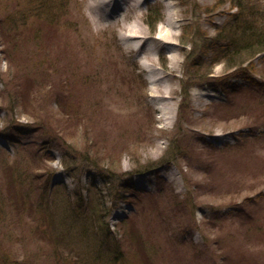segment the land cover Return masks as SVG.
<instances>
[{"label": "rangeland", "instance_id": "rangeland-1", "mask_svg": "<svg viewBox=\"0 0 264 264\" xmlns=\"http://www.w3.org/2000/svg\"><path fill=\"white\" fill-rule=\"evenodd\" d=\"M89 2L0 0V264H264V0Z\"/></svg>", "mask_w": 264, "mask_h": 264}, {"label": "bare ground", "instance_id": "bare-ground-1", "mask_svg": "<svg viewBox=\"0 0 264 264\" xmlns=\"http://www.w3.org/2000/svg\"><path fill=\"white\" fill-rule=\"evenodd\" d=\"M146 0H90L89 2V10L91 13V18L93 22L95 21L96 23L103 22L105 20L113 19L115 23H119L120 19L118 16H113L112 13L121 6L124 7V14L126 15L125 18L130 15L134 14L138 18L140 17L139 11L142 9V6ZM123 17V21L125 20ZM95 23V24H96ZM168 25H171V19L168 17L167 21ZM160 29L162 27L160 26ZM164 32L165 35L156 38L157 41L165 42L167 39V34L166 31H161ZM163 33V34H164ZM121 36L125 38L127 41H129V47L132 48L133 50H138L140 51L141 54L144 55V60L145 63L144 68H150L155 66L153 63L150 64V61L152 60V55L154 53L155 45L157 44L156 39L152 42V45L150 43V36L147 35L145 30L140 26V25H135L133 27L128 28L125 33H122ZM156 41V42H155ZM175 59V57L173 58ZM147 61V63H146ZM152 68H150L151 70ZM154 82V80H153ZM158 90L161 91H156L157 96L155 97L157 100H163L165 102L164 105L168 108L170 106L168 99L170 98L171 91H163V88H158ZM165 92H168L169 94H165ZM167 102V104H166Z\"/></svg>", "mask_w": 264, "mask_h": 264}, {"label": "trees", "instance_id": "trees-1", "mask_svg": "<svg viewBox=\"0 0 264 264\" xmlns=\"http://www.w3.org/2000/svg\"><path fill=\"white\" fill-rule=\"evenodd\" d=\"M47 1H49V0H47ZM58 1L61 3V5L63 7H67L69 5V2H70V0H58ZM236 7H238V11H240V14H243L242 4H240V5L238 4V5H236ZM33 11L36 12L35 14H38L39 16H42V11H40V10H33ZM37 11H39V12L37 13ZM20 13H22V12L20 11ZM25 16L26 15L22 16V19L20 21H18V24H20V23H22L24 21V17ZM158 19H159V17H158ZM158 19L156 18V22L158 21ZM152 26H153V28L155 27L154 24ZM253 35H255V34H253ZM260 36H262V37H260ZM260 36L257 37V41L255 43L250 44L248 46L247 45L242 46L241 49L237 48L235 51H234V45H236V44L232 43V41H228L223 47V53L225 54L223 59H224L226 67L231 70V69L235 68L237 65L241 64L242 61H239L237 58L239 56H242L243 52L245 50H249L248 52H252L254 50L253 51V55L264 51V33H261ZM242 49H245V50L240 52V53H238V54H235V52H238L239 50H242ZM214 63H218V62L214 61ZM31 114H32L33 117H35L33 113H31Z\"/></svg>", "mask_w": 264, "mask_h": 264}]
</instances>
